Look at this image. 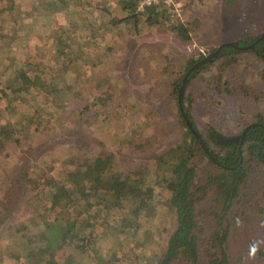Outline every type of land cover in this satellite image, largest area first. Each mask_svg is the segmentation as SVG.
Here are the masks:
<instances>
[{
    "label": "rangeland",
    "instance_id": "obj_1",
    "mask_svg": "<svg viewBox=\"0 0 264 264\" xmlns=\"http://www.w3.org/2000/svg\"><path fill=\"white\" fill-rule=\"evenodd\" d=\"M47 1L0 0V123H5L13 112L20 115L24 105H35L19 102L16 106L17 100L4 81L11 71L29 64L34 71L37 66H46L43 75L55 78L59 84H71L73 89L78 80L91 99L89 91L99 94L104 87L117 88L115 96L123 111L132 107L135 115L143 117L139 122L142 130H133L137 125L127 126L125 118L129 117L125 112L107 123L104 115L96 120L75 113L72 104L58 110L52 101L42 102L45 120L39 131L23 133L22 138L18 134L19 144L10 140L0 146V264H13L5 254L12 248L19 250L18 236L8 234L18 228L16 224L23 222L33 228L49 216L31 189L41 169L48 168L57 177L61 162L80 152L86 157L112 153L123 166L136 159H152L184 132L176 90L171 84L179 73L182 75L185 59L206 53L224 41L254 37L264 27V0H191L192 9L185 17H194L195 28L189 31V39L181 38L165 25L149 26L141 21L139 32H135L132 23H112L124 12L115 4L106 7L102 0H74L69 11H54L57 7ZM177 20L180 21L172 19ZM59 39L68 43L66 48ZM62 49L67 50L71 60L68 73H61L54 58ZM233 56L245 64L241 75L236 73L237 63L224 58L221 64L206 68L195 81L205 92L195 87L196 93L191 86L185 94L193 96L194 92L198 96L192 115L204 135L208 127L235 135L244 124L257 120L259 115L264 117V81L259 79L262 69H252L255 74L247 77V65L257 66L252 54L237 51ZM135 142L143 146L132 150L130 146ZM192 162L197 166V184H204L211 172H219L204 155L194 157ZM249 163L252 171L240 189L239 200L223 218L229 226L224 244L228 247V264H264L258 253L259 246L264 248V163ZM23 173L26 180L21 178ZM212 190L196 207L202 233L210 231L212 213L220 209L212 200ZM155 220L151 226L148 224V232L141 239L145 242L142 251L151 262L163 255L176 225L175 214L165 204L157 208ZM161 226L167 231H161ZM205 262L201 257L198 264Z\"/></svg>",
    "mask_w": 264,
    "mask_h": 264
},
{
    "label": "trees",
    "instance_id": "obj_2",
    "mask_svg": "<svg viewBox=\"0 0 264 264\" xmlns=\"http://www.w3.org/2000/svg\"><path fill=\"white\" fill-rule=\"evenodd\" d=\"M73 1L47 2L57 7L54 11H69ZM137 2L119 0L124 14L113 18L112 23H132L135 32H139L141 21L149 26L165 25L181 38L189 39V31L195 28L194 17L187 15L180 21H172L161 7L137 12ZM183 2L184 12L188 13L192 9L191 0ZM92 38H96L94 32ZM58 42L64 48L68 45L61 39ZM93 43L91 41V45ZM67 55V50L62 49L54 56L61 73H68L71 67ZM44 68L46 66H37L34 71L28 64L17 67L5 78L17 100L16 106L19 102L35 105H24L20 115L13 112L5 123H0V146L10 140L19 144L18 134L22 138L23 133L39 131L45 120L41 103L50 101L59 106H54L58 110L72 104L75 113L90 115L96 120L104 115L107 123L125 112L129 117L125 118L127 126L137 125L133 130H142L139 122L143 117L135 115L132 107L123 111L119 98L115 96L117 88L104 87L99 94L89 91L91 99L78 80L77 88L73 89L71 84H59L55 78H47L43 75ZM19 81L23 82L17 85ZM173 85L177 90L179 80ZM67 92H71L70 96ZM178 114L184 129L182 136L152 159H136L123 166L112 153L86 157V153L80 152L61 162V173L57 177L48 168L41 169L31 189L40 197L43 210L49 216L43 217L42 222L33 228L23 222L16 224L18 228L8 234L18 236L19 250L12 248L5 256L13 264H173L178 260L183 264H198L201 257L206 260L205 264H227L224 247L227 229L223 218L233 202L239 200L240 189L252 171L249 162L264 163V117L259 115L257 125L246 129L244 144L240 148L236 144L217 142L215 132L210 128L206 138L201 135L209 149L207 153L192 131L194 128L200 132L192 116L185 108ZM62 118L60 115V122ZM210 143L215 149L210 148ZM141 146L142 142H135L130 148L139 149ZM198 152L219 169L218 173L211 172L204 184H197V170L192 162ZM26 177V173L21 175L24 180ZM210 189L214 191L212 200L220 209L212 213L213 227L202 233L196 207ZM261 196L264 203V193ZM163 204L169 205L175 214L176 225L169 234L163 255L151 262L142 251V242H145L141 239L148 232V224L151 226L156 221L157 208ZM161 231L165 232L167 228L161 226ZM258 253L264 259V250L258 249Z\"/></svg>",
    "mask_w": 264,
    "mask_h": 264
},
{
    "label": "flooded vegetation",
    "instance_id": "obj_3",
    "mask_svg": "<svg viewBox=\"0 0 264 264\" xmlns=\"http://www.w3.org/2000/svg\"><path fill=\"white\" fill-rule=\"evenodd\" d=\"M221 45H222V47L220 49V52H217L216 51L217 48ZM237 51L240 53H244V52L245 53L246 52L251 53L253 61L257 64V66H248L247 65L248 72H249L247 77H252L253 73L255 74V72L252 69L260 68L262 70L259 71V74H260L259 79L261 81H264V27H263V29L258 33V35H255L254 37H251L248 39L239 38V39H236L233 41H224V42L219 43L215 48H210L209 50H207L206 53L202 52L201 54H199L195 57L186 58L184 65L182 67V69H183L182 75H181V73H179L178 76H176V78L172 81V83L173 82L175 83L176 81L179 80L178 89L176 90L174 88L176 90V95H177L176 96V98H177L176 99V105H177L178 111L181 110V112L183 113L184 108H185L188 111V113L192 116V120L194 122L192 111H194V105H196V103H197V102H195V100L198 97V96H194V94H195L194 92L198 93V91L194 90V88L198 87L201 92H205V91H203L204 87H201L198 84H195V81L198 79L199 76H201V73L206 68L207 69L210 67L212 68L214 65L221 64L223 62L224 58L225 59L229 58V62L237 63L236 66L239 67V71L236 73L239 75L242 74V71L244 69L245 64L240 62L239 58L233 56V53H236ZM211 53H216V55H212ZM208 55L210 56L211 59L209 61H206L204 63L199 64V62L202 59H204L205 57H207ZM229 56H231V57H229ZM189 62H191V66L188 67ZM198 68H201V69L196 71L195 69H198ZM189 74H190V77H189ZM236 83L237 84L240 83L239 78H237ZM173 84H171V85L174 87ZM191 86H192V89L194 91L193 96H192V94L185 95L187 93L188 88ZM179 95H181V98L179 97ZM183 96H184L185 102L182 103V97ZM257 122H259V119L255 120L251 123L248 122V123L244 124L245 126L242 124L243 127H241L240 131L235 135H225V134L219 133V132H217L216 129H214L212 127H208V129L212 128L214 130L217 142H221V143H224L227 145L236 144L240 148V146L244 140V135H245L246 129L252 125H254V126L257 125ZM194 124H195V122H194ZM195 126H196V124H195ZM208 129H205L206 133L204 135L201 132H197L193 128V130L196 132L195 136L201 142L200 143L201 147L207 153L209 152V149L206 147V145L203 142V139L201 137L203 136L204 138H206V135L208 134V132H207ZM225 138H233V139L231 141L227 142V141H225ZM210 148L213 150V149H215V146L212 143H210ZM200 154L203 155L201 152H198L195 157H197V156L199 157ZM196 169H197V166H196ZM225 227L227 229V235H228L229 226L225 225ZM227 248L228 247L225 248V253H226V255L229 256ZM258 248L264 250L263 247L259 246Z\"/></svg>",
    "mask_w": 264,
    "mask_h": 264
},
{
    "label": "built area",
    "instance_id": "obj_4",
    "mask_svg": "<svg viewBox=\"0 0 264 264\" xmlns=\"http://www.w3.org/2000/svg\"><path fill=\"white\" fill-rule=\"evenodd\" d=\"M149 7H161L173 19H183L185 6L183 0H138L136 11L142 12Z\"/></svg>",
    "mask_w": 264,
    "mask_h": 264
},
{
    "label": "water",
    "instance_id": "obj_5",
    "mask_svg": "<svg viewBox=\"0 0 264 264\" xmlns=\"http://www.w3.org/2000/svg\"><path fill=\"white\" fill-rule=\"evenodd\" d=\"M221 47H222V45L221 46H219L218 48H217V52H220V49H221ZM216 52V53H217ZM216 53H211L212 55H216ZM211 58H210V56L208 55L207 57H205L204 59H202L200 62H199V64H201V63H204V62H206V61H209ZM181 92V91H180ZM179 97L181 98V95H179ZM179 98V99H180ZM193 130V129H192ZM193 132H194V134H196V132L193 130ZM233 138H225V141H227V142H229V141H231Z\"/></svg>",
    "mask_w": 264,
    "mask_h": 264
},
{
    "label": "crops",
    "instance_id": "obj_6",
    "mask_svg": "<svg viewBox=\"0 0 264 264\" xmlns=\"http://www.w3.org/2000/svg\"><path fill=\"white\" fill-rule=\"evenodd\" d=\"M117 1V2H116ZM118 1L119 0H102V2H105L107 5H106V7H109V5H113V4H115V6H117V8L119 9V10H121V8H120V5L118 6ZM101 7V6H100ZM94 8H96V7H94ZM99 8V7H98ZM105 10H109V9H105ZM115 12V10H113V13Z\"/></svg>",
    "mask_w": 264,
    "mask_h": 264
}]
</instances>
